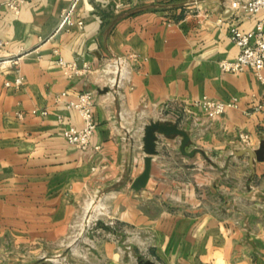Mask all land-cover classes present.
Returning <instances> with one entry per match:
<instances>
[{
    "label": "crops",
    "instance_id": "obj_1",
    "mask_svg": "<svg viewBox=\"0 0 264 264\" xmlns=\"http://www.w3.org/2000/svg\"><path fill=\"white\" fill-rule=\"evenodd\" d=\"M16 1L0 0V263L60 256L81 218L106 207L103 241L90 248L103 264H264V161L253 172L241 154L264 145L262 116L249 113L263 86L250 70L220 67L239 54L231 26L264 27V15L235 0H25L17 12ZM67 14L73 24L62 27ZM113 57L130 62L115 89L104 70ZM19 74L24 85L8 87ZM86 91L97 92L98 128L81 151L63 130L83 126L67 105ZM204 97L240 107L211 119L192 105ZM156 121L187 131L195 154L159 135L150 181L136 191L144 130Z\"/></svg>",
    "mask_w": 264,
    "mask_h": 264
},
{
    "label": "built area",
    "instance_id": "obj_2",
    "mask_svg": "<svg viewBox=\"0 0 264 264\" xmlns=\"http://www.w3.org/2000/svg\"><path fill=\"white\" fill-rule=\"evenodd\" d=\"M25 0H17L11 3L10 6L16 12ZM232 7L243 12L249 16L264 15V0H235L232 3ZM70 14H67L62 22V27L72 25ZM80 26H84L83 22H79ZM230 38L239 48V54L233 60H223L220 63V67L224 72L228 73H243L246 71H252L263 86V94L261 98L254 104L251 112L258 113L262 116L264 123V27L263 23L259 24L255 30L244 31L239 26L233 25L230 28ZM3 46V42L0 40V47ZM136 56H133L135 58ZM58 64L67 72H78L77 63L66 62L64 59H60ZM129 59L124 57H113L108 60L105 66V72L109 76L107 79V85L111 89L119 88L124 85V82L129 80L130 69ZM8 87L14 85L16 88H21L24 85V77L19 74L12 84L7 82ZM96 91H86L78 95L77 101L70 102L67 107L70 110H76L82 120L83 126L81 128L73 125H68L63 130V137L65 140L78 148L81 151L90 150L92 145L93 136L98 128V124L95 117L96 107ZM196 108L202 109L209 118L217 119L222 117L230 109H238V98H232L229 101H215L208 97H204L195 101L192 104ZM33 114L47 115V111H33ZM22 116V115H20ZM241 140L245 144L250 143L249 135L241 134ZM99 149V147H95Z\"/></svg>",
    "mask_w": 264,
    "mask_h": 264
},
{
    "label": "rangeland",
    "instance_id": "obj_3",
    "mask_svg": "<svg viewBox=\"0 0 264 264\" xmlns=\"http://www.w3.org/2000/svg\"><path fill=\"white\" fill-rule=\"evenodd\" d=\"M95 200L96 205L102 204L99 202V197ZM90 208H92V203L88 209L90 210ZM105 210L106 207L96 209V212L91 210L88 215H94V221H91L88 216L85 218V215L81 218L75 232L76 236L65 242V251L60 256L49 254L47 258L42 259L43 255L38 252H24L23 254L20 252L12 254L0 264H103V261H100L101 256L96 253V250L91 251L90 248L99 246L103 241L102 235L98 231L100 228H107L101 220L105 218V215L102 214V212L106 213ZM101 224L105 227H102Z\"/></svg>",
    "mask_w": 264,
    "mask_h": 264
},
{
    "label": "water",
    "instance_id": "obj_4",
    "mask_svg": "<svg viewBox=\"0 0 264 264\" xmlns=\"http://www.w3.org/2000/svg\"><path fill=\"white\" fill-rule=\"evenodd\" d=\"M109 90L105 89L103 92L107 93ZM159 135H164L166 137H182L181 142V152L187 156H194L195 152L188 153L187 147L190 145L191 137L187 131L180 128L178 124L166 121H156L147 125L144 130V153L145 156V168L140 176H138L132 183V188L136 191H140L147 187L151 175H152V166L155 156L159 154L158 151V141ZM250 155V167L255 172V162L264 161V145L261 146L258 150H253L247 148L241 152V154ZM144 264H155L151 260H147Z\"/></svg>",
    "mask_w": 264,
    "mask_h": 264
}]
</instances>
